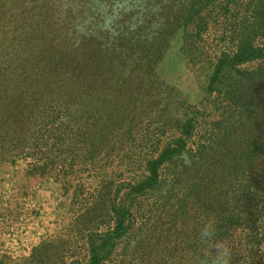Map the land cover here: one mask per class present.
<instances>
[{
  "label": "trees",
  "instance_id": "obj_1",
  "mask_svg": "<svg viewBox=\"0 0 264 264\" xmlns=\"http://www.w3.org/2000/svg\"><path fill=\"white\" fill-rule=\"evenodd\" d=\"M165 1L0 0V141L8 137L18 115L43 113L59 96H105L104 102L108 96H140L149 89L162 96L182 94V120H175L179 136L157 157L145 160L143 178L119 186L109 198L114 226L90 236L85 264H104L115 246L129 238L134 223L131 207L139 196L170 194L183 179L185 186L191 183L190 194L203 195L207 219L217 228L213 241L240 228L242 239L229 247L230 264H264V63L250 71L239 68L249 61H264V9L254 15L252 28H244L236 51L217 58L206 86L195 80L184 92L176 80L184 70L189 72L183 59L188 52L185 28L212 0L175 2L168 9ZM116 3L133 7L121 10L113 34L96 26L103 19L92 9L105 4L111 10ZM88 17L92 19L84 25ZM78 24L87 35L77 31ZM256 34L259 44H254ZM213 92L236 103L242 115L214 143L193 150L187 142L199 115L197 106ZM166 164L174 166L182 179L162 177L160 169ZM235 175L241 192L237 197L231 193ZM122 189L126 192L119 198ZM186 204L183 199L179 211L186 210ZM207 253L199 251L194 264H214L216 249Z\"/></svg>",
  "mask_w": 264,
  "mask_h": 264
},
{
  "label": "rangeland",
  "instance_id": "obj_2",
  "mask_svg": "<svg viewBox=\"0 0 264 264\" xmlns=\"http://www.w3.org/2000/svg\"><path fill=\"white\" fill-rule=\"evenodd\" d=\"M187 1L166 0L164 5L168 9ZM262 9L264 0H212L193 14L185 28L188 52L183 55L189 72L184 70L176 80L184 92L195 80L206 86L217 58L236 51L244 28L253 26ZM257 34L254 44L260 42ZM262 62L239 68L250 71ZM159 94L149 89L140 96H108L104 102L105 96H59L42 114L27 117L24 112L15 118L12 131H4L8 137L0 141V264L87 262L90 236L114 226L109 198L119 186L143 178L145 160L157 157L179 136L175 120H182V94ZM197 111L187 142L193 150L214 143L243 110L213 92ZM176 171L167 164L160 169L162 177L181 180ZM238 182L235 175V197L241 193ZM190 185L183 179L170 194L139 196L131 207L129 238L115 246L104 264H194L199 251L209 252V245L198 238L208 221L204 198L190 194ZM183 199L188 204L182 212ZM241 237L237 228L213 244L224 241L229 248Z\"/></svg>",
  "mask_w": 264,
  "mask_h": 264
},
{
  "label": "clouds",
  "instance_id": "obj_3",
  "mask_svg": "<svg viewBox=\"0 0 264 264\" xmlns=\"http://www.w3.org/2000/svg\"><path fill=\"white\" fill-rule=\"evenodd\" d=\"M135 6H140V5H135ZM130 7H133V5L116 3L111 7V10H109L108 5L98 4L95 8L92 9V11L97 13L103 19V23L97 22L96 26L101 29H107L113 32V34H115L112 28L114 21H116L119 18L121 10L126 12ZM91 19H92L91 17H88L83 21V24L87 25L88 23H90ZM77 31L84 33L85 35L88 34L85 27L81 24L77 25ZM78 43L79 41L77 40L76 44ZM216 235H217V228L215 222L212 220H208L205 223H203L202 227L198 232V238L201 240V242L209 244L210 249L212 247L216 248V255L214 256V264H230V250L227 247V245L224 243V241H216L215 244H213V239Z\"/></svg>",
  "mask_w": 264,
  "mask_h": 264
}]
</instances>
